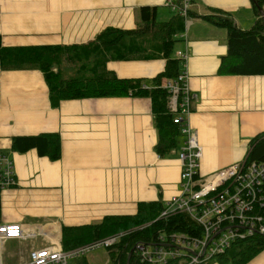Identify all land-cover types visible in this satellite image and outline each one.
<instances>
[{
  "label": "crops",
  "instance_id": "crops-1",
  "mask_svg": "<svg viewBox=\"0 0 264 264\" xmlns=\"http://www.w3.org/2000/svg\"><path fill=\"white\" fill-rule=\"evenodd\" d=\"M142 7H156L157 20L170 11L167 0H0L1 42L82 44L107 27L135 29ZM190 8L188 32L180 35L175 54L187 56L183 71L194 95L187 120L203 148L200 173L209 175L242 162L250 141L264 131V75L219 74L228 33L203 17L228 12L237 26L249 29L257 19L252 0H192ZM165 66L162 58L107 63L123 78L151 79ZM41 133L60 135L59 159L13 149L14 137ZM158 140L149 97L74 98L54 106L40 70L1 71L0 152L12 159L17 184L0 191V221L45 225L57 242L63 226L135 214L140 202L166 201L180 191L184 138L164 155ZM246 264H264V249Z\"/></svg>",
  "mask_w": 264,
  "mask_h": 264
},
{
  "label": "trees",
  "instance_id": "trees-1",
  "mask_svg": "<svg viewBox=\"0 0 264 264\" xmlns=\"http://www.w3.org/2000/svg\"><path fill=\"white\" fill-rule=\"evenodd\" d=\"M192 0H190L191 2ZM257 17L249 29L237 26L231 13L205 15L207 21L226 29L228 51L222 57L218 73L222 75H264V0H252ZM184 0L167 21L157 20L156 7H142L140 24L135 29L107 27L94 39L72 45H28L6 47L0 37V72L3 70H40L50 89V101L57 106L63 100L89 97H149L156 113L159 133L157 151L161 155L178 149L182 135L170 110V92L163 79L175 80L185 67V60L175 54V47L185 31L182 15ZM166 60L165 69L157 76L123 78L107 68L109 61ZM73 70V75L66 76ZM66 76V77H65ZM151 83V85H149ZM15 151L36 149L51 159L61 157L58 133L17 136L12 139ZM246 162H264V131L251 141L244 158ZM164 208L162 201L140 202L135 214L107 215L102 220L80 226H63L62 246L65 250L108 237L126 233L108 248L112 264H139L132 253L138 242L153 243L162 231H185L197 235L199 227L187 214L157 219ZM1 216V192H0ZM157 219V220H156ZM145 225L143 228L141 226ZM141 227L140 230H134ZM134 230V231H130ZM130 231V232H128ZM264 249V234L237 240L225 252L214 256L208 264H246ZM147 264V263H145ZM169 264H179L172 261Z\"/></svg>",
  "mask_w": 264,
  "mask_h": 264
},
{
  "label": "built area",
  "instance_id": "built-area-1",
  "mask_svg": "<svg viewBox=\"0 0 264 264\" xmlns=\"http://www.w3.org/2000/svg\"><path fill=\"white\" fill-rule=\"evenodd\" d=\"M190 3V0H184L182 15L187 16ZM167 4L172 10L179 8L177 0H167ZM179 56L184 60L187 58L182 52ZM162 85L170 92V110L184 142L179 150L182 168L180 191L164 201L163 211L157 219L167 220L185 213L197 224L199 232L192 235L185 231H162L153 243L138 242L134 253L139 257V264H169L172 261L183 264L181 259H187L186 264H201L225 252L237 240L264 234V162L243 160L202 175L203 148L197 132L187 120L194 97L189 88L188 74L182 71L173 81L165 78ZM15 184L13 161L0 152V190ZM44 227L32 229L19 223L0 222V264H5L3 246L11 240L42 236L49 242L46 247L33 248L20 264H68L69 259L81 257L96 247H112L123 235L114 234L65 250L61 242L62 233L57 232L59 237L54 242Z\"/></svg>",
  "mask_w": 264,
  "mask_h": 264
},
{
  "label": "rangeland",
  "instance_id": "rangeland-1",
  "mask_svg": "<svg viewBox=\"0 0 264 264\" xmlns=\"http://www.w3.org/2000/svg\"><path fill=\"white\" fill-rule=\"evenodd\" d=\"M170 11H166L167 13H159V19H170L173 15H175L176 12L174 10H171L172 8L169 7ZM171 12V15H170ZM185 32H188V25L186 24L185 31L182 33V35L185 34ZM178 46L175 48V51L177 50ZM74 71L70 70L67 72L66 76L73 75ZM65 76V77H66ZM143 227V226H141ZM139 227V228H141ZM137 228V227H136ZM135 228V229H136ZM168 232V231H167ZM172 231H169L168 233H171ZM102 239V238H101ZM99 239V240H101ZM43 241V238H34L29 239L23 242V244L20 247L16 248V243L8 241L5 249L6 254H10V256L6 260V264H15L20 260V254L19 249L22 248L24 255L27 257L29 254V249L32 247H35L37 244L41 243ZM181 262L183 264H186L188 262L187 259H181ZM68 264H112V261L110 260L109 251L106 247H96L89 252H87L85 255L77 258H71L68 261ZM201 264H208V262L201 263Z\"/></svg>",
  "mask_w": 264,
  "mask_h": 264
},
{
  "label": "bare ground",
  "instance_id": "bare-ground-1",
  "mask_svg": "<svg viewBox=\"0 0 264 264\" xmlns=\"http://www.w3.org/2000/svg\"><path fill=\"white\" fill-rule=\"evenodd\" d=\"M171 81V80H170ZM173 81V80H172ZM168 90V89H167ZM169 91V90H168ZM202 157H203V155H202ZM202 159V158H201ZM16 184H17V180H16ZM15 184V185H16ZM14 185V186H15ZM14 186H12V187H14ZM3 190V189H2ZM1 191V190H0ZM162 211H163V209H162ZM162 211L160 212V214H159V216L161 215V213H162ZM158 216V217H159ZM1 222V221H0ZM3 223H5V222H3ZM16 224L17 223H19V224H23L25 227H32V229H34V227H37V226H39V225H36V224H33V225H29V224H25V223H22V222H15ZM43 230H45L46 232H47V230H46V228L44 227L43 228ZM48 234V233H47ZM127 233H123V235L122 236H124V235H126ZM49 236V235H48ZM111 236V235H110ZM121 236V237H122ZM40 237H42V236H38L37 238H40ZM172 238H174V240H177L175 237H173V236H171ZM27 240H29V239H27ZM119 240V239H118ZM117 240V241H118ZM11 241H13V240H11ZM18 241V240H17ZM26 240H20L19 242H21V243H23V242H25ZM96 241V240H95ZM46 242L47 241H42V243L41 244H37L35 247H32V248H30L29 249V252L33 249V248H36V247H46L47 245H49V242H47V244H46ZM6 244H7V242H6ZM6 244L3 246V258H4V263L6 264V258H5V251H6V249H5V246H6ZM114 246V245H113ZM19 254H20V260L18 261V263L17 264H20L21 262H22V260H24L25 258H27L25 255H24V253L21 251V252H19Z\"/></svg>",
  "mask_w": 264,
  "mask_h": 264
},
{
  "label": "water",
  "instance_id": "water-1",
  "mask_svg": "<svg viewBox=\"0 0 264 264\" xmlns=\"http://www.w3.org/2000/svg\"><path fill=\"white\" fill-rule=\"evenodd\" d=\"M261 13H262V16L264 17V9L261 8ZM134 252V249L132 250V253Z\"/></svg>",
  "mask_w": 264,
  "mask_h": 264
}]
</instances>
